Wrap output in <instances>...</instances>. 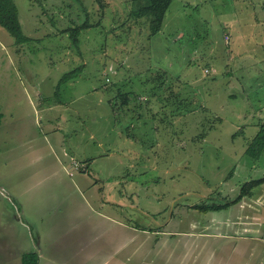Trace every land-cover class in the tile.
Here are the masks:
<instances>
[{
  "label": "rangeland",
  "instance_id": "rangeland-1",
  "mask_svg": "<svg viewBox=\"0 0 264 264\" xmlns=\"http://www.w3.org/2000/svg\"><path fill=\"white\" fill-rule=\"evenodd\" d=\"M15 3L31 40L0 25V264L47 260L56 219L98 263L120 245L116 219L150 235L117 264H264V184L234 203L264 178V152L247 153L264 123V0H174L154 36L131 0ZM153 232L171 233L163 257Z\"/></svg>",
  "mask_w": 264,
  "mask_h": 264
},
{
  "label": "trees",
  "instance_id": "trees-1",
  "mask_svg": "<svg viewBox=\"0 0 264 264\" xmlns=\"http://www.w3.org/2000/svg\"><path fill=\"white\" fill-rule=\"evenodd\" d=\"M101 3V0H97ZM134 4L132 15L135 19L149 18L151 35H157L161 32L165 17L169 11L174 0H131ZM0 25L3 27L17 42V44H25L31 39L23 34L20 19L19 10L15 3V0H0ZM93 25L86 22L81 26L70 29L69 31L74 36V44L78 42V37L83 30H86ZM76 71L67 74L63 79L62 83L67 82L69 79L73 78ZM124 96V104L129 101L128 94L121 95ZM3 116L0 113V124L2 122ZM264 152V123L261 125V129L258 134L254 137L250 143L247 153L255 159H258ZM264 184V178L259 180H253L246 183L243 188L239 198L234 201L238 203L245 197H251L252 191ZM228 205H197L194 209L200 210L202 212L216 211L227 207ZM22 264H40L39 256L36 252L25 253L22 256Z\"/></svg>",
  "mask_w": 264,
  "mask_h": 264
},
{
  "label": "crops",
  "instance_id": "crops-1",
  "mask_svg": "<svg viewBox=\"0 0 264 264\" xmlns=\"http://www.w3.org/2000/svg\"><path fill=\"white\" fill-rule=\"evenodd\" d=\"M66 151L67 150L64 148L63 149L64 157L68 158ZM67 162H68L67 160L63 161V165L67 164ZM90 165L91 162L89 161L88 166ZM97 214L102 215L101 212H97ZM66 215L67 212L63 216ZM56 220L58 221V231L55 234L54 238L46 242L47 244L45 250L49 254L51 252V254L49 258H47V260L43 261V257L38 254L39 252H37L40 259V264H117L116 259L120 255L119 251H122L124 247H126L129 243L137 244V248L135 252L138 254L139 252L138 244H140L141 237H143V242L141 244L149 243L150 241V235L148 233H143L141 236L138 229H134L130 226L124 225L123 223L118 224L116 222V219L111 220V222L114 225H116L113 234L114 237L112 236V240L119 241L120 245L116 247L115 250L110 251L112 253L103 254L102 258L99 259L101 262L98 263L97 255L94 256L93 254H89V255L84 254V252L88 249V247L83 245L90 243V237L85 233H83L80 236L74 237V232L77 228L76 225H72L69 222L62 223L60 219H56ZM96 231L100 232L99 236L103 234L101 230V225H99L96 228ZM142 231H146V230L142 229ZM153 233L156 235V237H158L155 240L156 241L155 246H157V251L159 245L162 248V250H159L158 255L163 257L164 249L169 242L168 238H163V237L169 236L171 233H164V232H153ZM153 233L151 234L153 235ZM76 249L77 251L74 252L73 250ZM155 249L156 247H153V250ZM121 264H123V261L121 262Z\"/></svg>",
  "mask_w": 264,
  "mask_h": 264
},
{
  "label": "built area",
  "instance_id": "built-area-1",
  "mask_svg": "<svg viewBox=\"0 0 264 264\" xmlns=\"http://www.w3.org/2000/svg\"><path fill=\"white\" fill-rule=\"evenodd\" d=\"M208 72V71H207ZM78 165V164H77Z\"/></svg>",
  "mask_w": 264,
  "mask_h": 264
}]
</instances>
